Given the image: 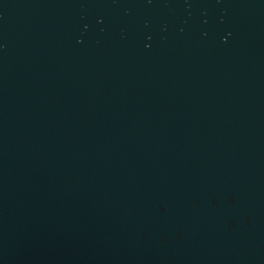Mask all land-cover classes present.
<instances>
[{"label":"water","instance_id":"1","mask_svg":"<svg viewBox=\"0 0 264 264\" xmlns=\"http://www.w3.org/2000/svg\"><path fill=\"white\" fill-rule=\"evenodd\" d=\"M0 264H264V0H0Z\"/></svg>","mask_w":264,"mask_h":264}]
</instances>
